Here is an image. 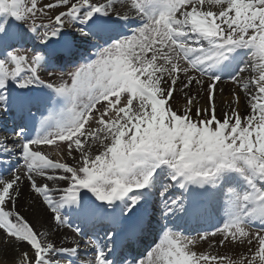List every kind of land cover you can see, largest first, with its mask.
Here are the masks:
<instances>
[{
	"label": "snow or ice",
	"instance_id": "1",
	"mask_svg": "<svg viewBox=\"0 0 264 264\" xmlns=\"http://www.w3.org/2000/svg\"><path fill=\"white\" fill-rule=\"evenodd\" d=\"M12 112L0 260L264 264V0H0ZM25 186L40 228L19 210ZM212 213L214 231L174 230ZM53 229L70 230L59 246Z\"/></svg>",
	"mask_w": 264,
	"mask_h": 264
},
{
	"label": "bare ground",
	"instance_id": "2",
	"mask_svg": "<svg viewBox=\"0 0 264 264\" xmlns=\"http://www.w3.org/2000/svg\"><path fill=\"white\" fill-rule=\"evenodd\" d=\"M245 59H247V57H245ZM59 74L57 73V76L54 77H49V79L51 80H56L58 79ZM221 89H224L223 92V99L225 102L228 101V99L230 98L229 94L230 92L234 91L236 89V86L234 84H232V82L228 79V77H225L224 81L222 83L219 84L218 86ZM220 99H221V94L218 92L217 93V103H220ZM9 113H0V118L1 119H6V116H8ZM0 135H8L11 136L7 130L3 131V134ZM35 199V197H29L28 194V189L25 186L24 187V195L21 197L20 199V208L19 210L21 211L22 214H24L26 216V218H28L30 221L33 222L34 226L37 228L41 227V224L39 221L33 220V216H32V210L29 208V205L33 204V200ZM222 215V213H221ZM206 219L205 216L201 217L204 221H208L209 220V215H206ZM44 219V218H41ZM163 222V221H162ZM177 225V224H176ZM178 226V225H177ZM47 228V224L45 223L44 228L42 230H46ZM190 228H194L193 226H190ZM199 231L202 229H198ZM70 232V230L67 229H60L59 232H56L55 229H53L52 232H50V237L54 240H57L58 246H59V240L62 238L61 237V233H67ZM101 234V233H100ZM14 254L11 252L10 249H5L4 250V254L2 257V260H0V264H10V261L12 259V256Z\"/></svg>",
	"mask_w": 264,
	"mask_h": 264
},
{
	"label": "rangeland",
	"instance_id": "3",
	"mask_svg": "<svg viewBox=\"0 0 264 264\" xmlns=\"http://www.w3.org/2000/svg\"><path fill=\"white\" fill-rule=\"evenodd\" d=\"M253 231H259L260 228H252ZM219 237H215V238H210V241H197V250L198 251H206L208 250V243L209 242H213L215 243L216 240H218ZM231 246H229V248H221V247H217V251L224 253L227 252L228 255L236 257L238 254L242 253V254H247V249H237L235 251H231L229 250Z\"/></svg>",
	"mask_w": 264,
	"mask_h": 264
}]
</instances>
